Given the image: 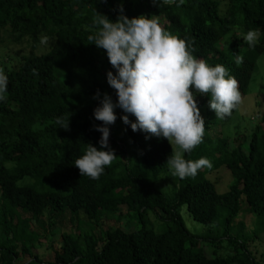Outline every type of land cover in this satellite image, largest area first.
I'll list each match as a JSON object with an SVG mask.
<instances>
[{"label":"trees","instance_id":"1","mask_svg":"<svg viewBox=\"0 0 264 264\" xmlns=\"http://www.w3.org/2000/svg\"><path fill=\"white\" fill-rule=\"evenodd\" d=\"M121 9L129 18L153 16L190 41L196 57L229 70L241 94L224 120L209 108L210 97L196 96L203 141L182 155L210 166L174 177L168 192L160 183L170 176L171 144L130 124H124L130 145L120 142L113 134L123 122L120 108L109 136L116 157L104 174L92 180L73 164L89 143L99 147L97 91L117 99L106 79L115 70L87 37L99 13L115 21ZM250 29L260 32L255 47L242 39ZM26 45L27 52L14 50L20 59L14 69L0 70L8 77L0 102V264H263L250 246L264 239V114L239 124L235 138L228 132L264 59V0H183L179 7L153 0H0V50ZM235 56L243 57L239 66ZM68 115L69 127H58L56 119ZM219 171L231 176L226 191L213 178ZM184 208L206 234L188 229ZM46 212L51 221L56 214L87 217L78 231H62L53 260L34 252L49 231ZM103 216L126 222L104 229ZM22 255L29 259L20 261Z\"/></svg>","mask_w":264,"mask_h":264},{"label":"clouds","instance_id":"2","mask_svg":"<svg viewBox=\"0 0 264 264\" xmlns=\"http://www.w3.org/2000/svg\"><path fill=\"white\" fill-rule=\"evenodd\" d=\"M153 3L159 7H179L183 0H153ZM93 25L96 30L87 37L88 43L102 49L115 70H108L106 79L117 99L114 102L106 92L101 97L99 91L94 96L99 103L93 116L101 122L94 127L101 136L99 147L89 143L73 162L80 176L99 179L115 159L109 136L110 126L117 119L116 108L123 111L120 118L124 124H130L132 131L169 141L172 154L165 164L170 176L194 177L202 167H209L206 159L185 160L182 154L190 153L203 141L205 121L197 95L210 97L208 106L220 120L231 116L240 105L238 84L229 70L196 57L190 41L170 33L153 16L129 18L121 9L115 21L99 13ZM259 35V29H250L242 39L249 47H255ZM234 63L239 66L243 57L235 56ZM7 92L8 77L0 73V102L6 100ZM129 115L135 120L130 121ZM69 120L70 115L61 116L55 123L67 129Z\"/></svg>","mask_w":264,"mask_h":264},{"label":"rangeland","instance_id":"3","mask_svg":"<svg viewBox=\"0 0 264 264\" xmlns=\"http://www.w3.org/2000/svg\"><path fill=\"white\" fill-rule=\"evenodd\" d=\"M23 49V52L28 51V45L25 47H12L10 49H1L0 50V70L2 72H6L8 70L14 69L20 62L19 54H17L18 49ZM14 50H17L14 51ZM22 53V52H21ZM254 81L251 84L250 92L248 93L247 97H245L242 101L241 109H240V118L229 125L230 131L228 134H230L231 138L236 137V131L238 130L239 124L241 126H244L248 124L251 120L253 122H256L258 120L257 115L260 113L264 114V59L259 62L258 71L254 73ZM241 115L243 117H241ZM113 134L117 137V139H120V142L130 145V140L128 138L126 128L123 122H119L117 126L115 127V131ZM171 176H165L162 178V181L160 183V188L164 190L165 192H168L173 188V181L175 180L174 177ZM214 180L218 184V188L220 191H226L228 184L230 183L231 176L227 171H219L215 173ZM150 215H153V213H150ZM183 217L185 219L186 226L188 229H190L194 233L199 234H206L208 231L205 226H201V224L194 221V219L188 214L187 208H184L183 210ZM44 222L46 223V226H48L49 231L46 233L45 240H43L41 243H38L34 249V252L38 254L42 259L44 260H53L54 258V249L59 248V243L62 240L61 233L62 231H68V232H75L78 231L79 228V220L87 221V217L84 213H81L79 218L72 217L70 213L66 214H56L54 218L51 221V218H49V212H46V215L43 218ZM57 222V224L55 223ZM125 221L124 217H121V220H118L117 218H113L111 216H103L101 218V224L104 229H107L109 227H116V226H122L125 225L123 222ZM54 222V225L51 229L49 227V223ZM126 222V221H125ZM135 226V224H134ZM40 231H42V228L40 229L38 226H36ZM54 231V236L52 240V231ZM95 232H99L100 227H96ZM55 244V245H54ZM55 248H54V247ZM251 250L255 254V257L258 258V260L263 261L264 264V239H256L252 245L250 246ZM29 259V256L22 255L20 258V261H27Z\"/></svg>","mask_w":264,"mask_h":264}]
</instances>
